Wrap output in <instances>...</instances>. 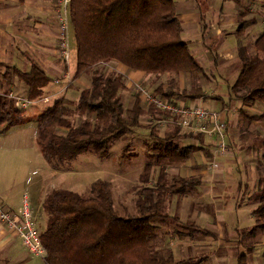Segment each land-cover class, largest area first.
<instances>
[{
    "label": "trees",
    "instance_id": "1",
    "mask_svg": "<svg viewBox=\"0 0 264 264\" xmlns=\"http://www.w3.org/2000/svg\"><path fill=\"white\" fill-rule=\"evenodd\" d=\"M69 10L76 46L73 80L45 103L37 117L36 141L49 165L58 169L87 150L105 157L115 142L128 140L145 114L156 119L163 116L153 107L147 110L138 92L133 105L125 108L119 94L131 87L126 75L116 70L105 72L102 66L110 61L150 75L149 85H157L153 91L161 96L174 100L204 96L201 84L178 89L174 87L178 85L174 77L167 84L159 82L165 74L204 73L189 42L182 37L175 0H70ZM253 48V53H247L244 46L241 48V70L231 87V95L245 106H264V31ZM3 76L9 82L12 78L24 82L27 96L33 101L28 108H19L8 98L1 99L0 128L4 133L27 119L28 109L45 97L51 79L37 65L28 72L8 67ZM82 77L90 78V86L75 85ZM71 88L78 90L76 100L67 95ZM72 117L81 120L75 123ZM240 118L242 122L264 123V111L249 114L241 108ZM182 131L173 126L172 133L160 136L159 146L149 154L140 181L151 180L155 168L158 175L154 185L139 192L135 215L119 214L111 189L104 181L95 183L90 196L67 188L49 192L42 202L46 224L41 232L47 264H191L197 259L177 260L171 247L156 241L160 235L158 228H162L158 225L160 221L171 218L180 223L177 217L166 213L167 197L187 195L199 184L195 178L166 172L168 164L186 161L203 143V133ZM154 133L152 129L155 136ZM259 134L257 128L247 127L240 139L247 144ZM186 141L191 143L185 144ZM256 169L260 182L254 210L257 224L250 234L264 229V155ZM240 264H244L242 256Z\"/></svg>",
    "mask_w": 264,
    "mask_h": 264
},
{
    "label": "crops",
    "instance_id": "2",
    "mask_svg": "<svg viewBox=\"0 0 264 264\" xmlns=\"http://www.w3.org/2000/svg\"><path fill=\"white\" fill-rule=\"evenodd\" d=\"M252 1L253 0H175L178 18L183 28L182 37L189 42L191 52L199 54V57L201 56L208 59L209 52H207L206 46L211 45L210 48L212 50H221L219 54L223 56L222 60L220 62H213V60L209 59L207 64H209L210 69H213V67L225 69L226 67L229 68V66H232L228 77L234 76L233 84L236 82L241 70V48L244 46L249 51L248 48L250 47L249 53H253V43L264 31V0H258V3L251 6L250 4ZM57 4L58 0H0V101L3 98H7L6 95L10 92L15 94H27V85L24 82L20 81L18 78H12L11 82L5 79L6 76H3V74L8 67L25 72L30 71L34 65L42 68L51 79V82L45 89V97H49V99L54 98L66 89V81L62 80L60 83L55 82V79L63 76L65 70V64L58 51L59 26L56 17ZM258 4L262 6V11H258L257 13L263 18V28L260 29L256 25L258 21L254 17H250L248 21L252 26L248 30V35H250L254 41H248L246 45V42L242 41V38H245V36L240 39L238 34L235 36H230V34L235 31L242 32L243 29L239 26L241 17L243 15L248 16L247 13L243 14V10H246L250 16H255L256 13L253 14V11H256L255 9ZM216 37L220 38L219 42H213V44L211 43L208 45V41ZM229 38H234V41L231 40L230 46H225ZM229 47H231L230 50H236V53L234 52L233 54L232 51L229 50ZM237 50H239V52ZM115 63H117L115 66L116 71L126 75L128 86L137 82L138 79L148 76L143 71L136 70L126 73L128 70L127 66L117 61H115ZM203 67L205 70V66ZM75 69L76 63L73 71H75ZM73 71L71 70L74 74ZM204 74L205 77H203V79L206 78L207 82L208 76L211 80L207 83L215 89L218 88V90L220 87L221 91L219 92L216 90L217 92L214 96L212 93H208L207 90L205 91V86L203 84L204 96L195 100H186L183 98L184 100L182 101L186 104L194 102L193 104L203 105L212 111L220 113L222 119L227 122L228 130L225 141L229 147L234 150V153L230 155V158H226L228 156H225V159L221 158L223 156L217 153L216 138H210L208 135L203 134L204 140L203 143H201V147L191 153L186 161L168 164L170 167L166 166V172L168 174V171L172 170L176 174L173 176L195 178L199 181L197 186L198 189L195 188V195H193L194 190H192L187 195H182L181 198L182 213L180 215V221L189 226L192 225V227H197L196 224L199 223L200 226H202L200 227L201 233L204 234L202 238L192 237V240L186 242L185 247L189 249V252L195 247H197V251L199 249H201L200 251L208 250L212 247L213 239L215 240L214 242H216V240L220 241V243L224 242L222 240L221 231V225L224 222L221 213L222 201L218 198L224 194V190H222L221 186L223 180H225V169L234 162L232 158L234 155L236 158L237 154H240V158L243 156L242 159L236 160V162H238L237 165L240 162H244L242 163V167L244 168L246 164L251 163L248 165L251 178H249L250 181L247 183L249 186L248 190H250L251 194L249 195V199L244 202L239 203L236 201L235 212L238 214V211L241 210L245 204H250L247 209L255 221H257L254 210L258 205L255 198L260 191V182L256 166L264 155V123L242 122L240 118L241 108L246 110L249 114H256L263 112L264 106L261 104L245 106L242 101L232 97L230 88H228L225 93H221L223 87L217 85L215 81L216 76L213 72L209 75L206 71ZM177 76V83L180 87H183L181 79L187 77V74L180 73ZM80 80L83 87H88L91 84L90 78L88 77H82ZM209 98L211 103H209L208 106L206 100ZM170 127H166V131L171 130ZM247 127L257 128L260 134L249 143L243 144L240 139V134L243 132V129ZM258 146H260V148ZM196 153V157L193 156ZM190 157L191 160H189ZM212 163H217V166L211 168ZM156 173L158 175V172ZM213 183L219 185L221 188H213ZM42 202L43 199L40 203L41 206ZM0 205L7 210L19 214L23 206V198L17 208L4 206L2 202H0ZM38 206L33 207L30 204L32 214L37 221L38 230L42 232L44 229L42 225L46 224V220L44 221L43 219L42 221V218L39 217L37 210ZM211 206H213V209L210 208ZM183 218H187L188 220L184 221ZM162 228L160 230V232H162L161 237H164V230ZM247 233L248 231L243 232L244 235H247ZM167 235L170 236L171 232L168 231ZM174 241L175 239L172 238L170 241L161 239L159 242L172 248V245H175ZM225 242L227 245L232 246L233 243H236V239H225ZM233 249L234 248L231 247V250ZM196 250L194 252L195 254H197ZM254 254L255 250L253 246L249 247L245 252H237L236 258L238 259V264H240L241 256L244 264H263L264 254L262 257L254 256ZM188 258L200 259V256L193 255L186 259ZM236 258L233 263H236ZM0 264H47V262L44 258L31 254L24 246L18 232L0 222Z\"/></svg>",
    "mask_w": 264,
    "mask_h": 264
},
{
    "label": "rangeland",
    "instance_id": "3",
    "mask_svg": "<svg viewBox=\"0 0 264 264\" xmlns=\"http://www.w3.org/2000/svg\"><path fill=\"white\" fill-rule=\"evenodd\" d=\"M256 3H258V0H253L250 5L253 6ZM255 10L256 11H253V14L256 13L255 16H250L246 10H243V14H248V16L243 15L241 17L240 24L243 23V33L235 31L230 34V36L238 34L240 39L245 36V38H242V41H245L246 45L248 41H254L252 40V37L248 35V30L252 26L248 21L250 20V17H254L258 21L256 25L260 29L263 28V18L257 13L258 11H262V6L258 4ZM240 24L239 26H241ZM210 40L211 41H208V45L211 43L213 44V42H219L220 38L216 37ZM231 40L234 41V38H229L225 46H230ZM71 43L70 68L73 71L76 63V46L73 34L71 35ZM206 47L207 52H209L207 57L208 59L201 56L199 57V54H196L195 52L193 55L203 66H205L204 73L207 71L209 75L212 72L215 74V81L217 85L223 87V91L221 93H225L228 88H230L231 92L234 76L228 77V75L230 74L229 71L232 66H229V68L226 67L225 69H221L220 67H213V69H210L209 64H207L209 59L213 60V62H220L223 56L219 54L221 50H212L210 48L211 45ZM230 49L231 47H229V50ZM248 49L250 51L251 48L249 47ZM230 51L234 54L236 50ZM237 51L239 52V50ZM249 51H247V53H249ZM116 64L117 63H115V61H110V63L106 64L105 67L103 65L102 68L105 69V72H110L116 70ZM130 72H132L130 69L126 71V73ZM204 73L201 72L193 75L187 74V77L181 79L183 87H180L179 84L177 86L175 84L174 87H177L178 89H189L194 84H201V86L204 84L205 91L207 90L208 93H212L215 96L217 91H221V88L219 87L218 90V88L215 89L213 86H210L207 82L211 79L206 75V82V78L203 79V77H205ZM145 77L146 78L138 79L137 82L129 85L131 87L129 91H124L119 94L125 108L131 107L134 103L136 84L148 87L151 90H154L157 86L149 85V80L151 79L150 75ZM172 77L176 78V80L178 79L177 74H165L161 77L159 82L167 84ZM75 85L79 88H83L81 80ZM67 95L72 100H76L78 97V90L76 88H71ZM179 99L183 100V98ZM52 100L53 98L50 99V101ZM206 103L209 106V103H211L210 98L206 100ZM143 104L148 110L149 108L145 106L144 102ZM191 104L193 103L188 105ZM45 106V103L42 102L34 104L28 109L27 119L19 125L11 127L6 133H3L2 128H0V202H2L4 206L17 208L21 203L22 198L25 195H28L30 204L33 207H37L40 205L42 199H44L53 189L67 188L74 190L83 196H90L92 195V189L95 183L104 181L111 189L114 204L119 214L125 217L135 215L137 213L136 200L139 196V192L149 188L150 185H154V182L157 179V168H155L156 170L154 169L151 174V180L146 183L141 182L140 180L143 173V166L148 161L149 154L153 153L155 148L159 146L160 136L163 137L170 135L172 133L173 125L159 124L154 116L152 117L151 114H145L141 118L140 126L133 129V131L129 134L128 140L115 142L105 157H100L91 150H87L79 153L77 157L71 159L70 162L65 161L60 165V168L56 169L47 163L36 141L37 117ZM71 119L75 123H78L81 120L79 117H72ZM168 126H171V130L166 131V127ZM152 129L155 130V136L152 135ZM60 132L63 131L60 130ZM182 132L187 131L183 130ZM156 134L159 135V137H157ZM190 143V141L185 142V144ZM258 147L260 148V146ZM229 148L230 153L226 155L228 156L226 158H230V155L234 153V150L231 149V147ZM196 155L197 153L193 156L196 157ZM191 157L189 160H191ZM242 157L240 158V154H237L235 158L234 155V159L232 158L234 162L226 167L224 174L225 180H223L221 186L222 190H224V194L218 198L222 201L221 213L224 218V222L221 225V231L223 237L222 240L224 242L220 243L218 240L214 242L215 240L213 239L212 247L208 250L200 251L201 249H199L197 251V247H195L189 252V249L185 247L186 242L188 240H192V237L202 238L204 236V234L201 233L200 227L202 226H200L199 223L196 224L197 227H192V225L189 226L188 224L187 226H184L181 221L178 223V221L171 218L163 219L160 221L162 223H158V225L163 227L164 237H161L162 232H160L161 229L158 228L157 234L160 235L156 241L159 242L161 239L170 241L174 238L175 245H172V248L174 256L177 260L197 255L198 257L200 256V259H195L191 264H232L233 261H235L237 252H245L251 246H253L255 250L254 256H263L264 231L257 229L255 234L249 233L256 227L257 224V221H255L247 209L250 204H245L247 206L244 205L245 207L243 206V208L238 211V214L235 212L236 201L239 203L244 202L249 199V195L251 194L250 190H248L249 186L247 185L250 181L249 178H251L250 171L248 170V165L251 163L246 164L244 168L242 167V163L244 162H240L237 165L238 162H236V160L242 159ZM221 158L225 159V157ZM167 166L170 167L169 165ZM168 172L171 176L176 175L172 170ZM167 181H171V178L167 179ZM212 187L221 188L219 185H215V183H213ZM195 188L198 189L197 186ZM195 188L192 189L194 190L193 195L196 194ZM181 198L182 195L167 197L165 205L166 213L173 217H177L178 220H181L180 215L182 213ZM210 208L213 209V206ZM37 210L39 217L42 218L41 220L43 221L44 219L45 221L46 215L43 207L40 205ZM183 220L187 221L188 219L183 218ZM194 221L197 222L196 220ZM44 227L45 225H42V228ZM168 231L171 232L170 236L167 235ZM244 231H248L247 235L243 234ZM225 239H236V243L229 246L225 242ZM231 247L234 249L231 250ZM195 250L197 254L194 253ZM233 264H238L237 258L236 263Z\"/></svg>",
    "mask_w": 264,
    "mask_h": 264
},
{
    "label": "built area",
    "instance_id": "4",
    "mask_svg": "<svg viewBox=\"0 0 264 264\" xmlns=\"http://www.w3.org/2000/svg\"><path fill=\"white\" fill-rule=\"evenodd\" d=\"M70 0H58L56 8V17L59 26L58 33V51L65 64L63 76L55 79L56 83L62 80L69 84L73 80L71 72V23H70ZM136 92L142 98L146 107H153L163 113V116L157 119L159 124H172L178 126L187 132L193 134L203 133L210 138H216L217 153L223 157L230 153L229 145L225 141L227 122L222 119L220 113L212 111L203 105H188L182 100H174L168 97L156 94L148 87L136 84ZM16 107L28 108L31 101L27 94H15L10 92L6 95ZM49 97H44L36 103L49 102ZM194 103V102H193ZM217 166L212 163L211 168ZM0 222L18 232L21 236L24 246L34 256L46 258V249L41 240V232L38 230L36 218L32 214L27 195L23 197V206L19 214L7 210L0 205Z\"/></svg>",
    "mask_w": 264,
    "mask_h": 264
}]
</instances>
